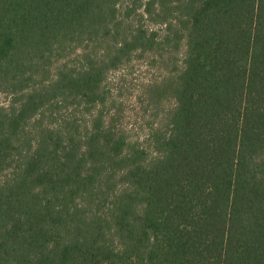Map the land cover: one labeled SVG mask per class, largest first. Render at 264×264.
<instances>
[{
	"label": "trees",
	"instance_id": "16d2710c",
	"mask_svg": "<svg viewBox=\"0 0 264 264\" xmlns=\"http://www.w3.org/2000/svg\"><path fill=\"white\" fill-rule=\"evenodd\" d=\"M0 94V264H264V0H0Z\"/></svg>",
	"mask_w": 264,
	"mask_h": 264
},
{
	"label": "rangeland",
	"instance_id": "374dc122",
	"mask_svg": "<svg viewBox=\"0 0 264 264\" xmlns=\"http://www.w3.org/2000/svg\"><path fill=\"white\" fill-rule=\"evenodd\" d=\"M151 76L152 70L143 61L135 63L132 67L121 68L109 76L113 91L120 94V98L124 100L122 108L128 120L127 125L134 131L139 129V122L136 120L139 109L135 101L138 99V87ZM4 99L5 96L0 94V101Z\"/></svg>",
	"mask_w": 264,
	"mask_h": 264
}]
</instances>
